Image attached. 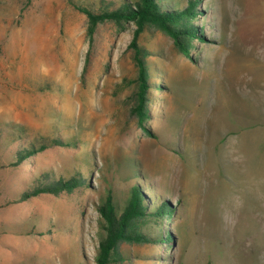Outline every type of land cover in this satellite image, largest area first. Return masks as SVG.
I'll return each instance as SVG.
<instances>
[{"label":"rangeland","instance_id":"374dc122","mask_svg":"<svg viewBox=\"0 0 264 264\" xmlns=\"http://www.w3.org/2000/svg\"><path fill=\"white\" fill-rule=\"evenodd\" d=\"M119 1L0 0V264H97L98 207L111 192L121 212L136 185L149 211L175 209L160 221L171 239L122 243L110 264H264V0H197L192 58L145 28L150 132L132 113L135 23L99 24L90 46L77 8ZM80 175L70 193L20 201L39 180Z\"/></svg>","mask_w":264,"mask_h":264},{"label":"trees","instance_id":"16d2710c","mask_svg":"<svg viewBox=\"0 0 264 264\" xmlns=\"http://www.w3.org/2000/svg\"><path fill=\"white\" fill-rule=\"evenodd\" d=\"M190 4L184 9H164L159 0H121L118 4L104 7L99 12H94L86 7L77 6L88 17L87 34L90 46L94 43L95 33L99 24L105 21H115L119 25L126 22H134L136 25L130 48L134 51L136 66L138 68V91L136 104L132 107V113L137 117L138 124L144 130L146 121L150 118L148 112V93L150 72L139 45V37L148 25H154L169 35L179 51L185 56L192 58L191 48L195 38L203 39L202 29L194 25L192 19L198 13L196 10L197 0H190ZM59 145V140H53L50 144L44 143L39 148L27 147L19 150L18 163L30 159L36 153L42 152L51 145ZM48 174L45 175L47 177ZM85 185L84 176H72L71 178H59L46 181H37L35 185L21 194L20 201H27L41 194L70 193L76 188ZM144 188L136 185L133 187L128 203L119 212L117 203L111 192L99 205L98 211L101 215L102 237L99 242L96 256L97 264H110L116 258L123 257L119 252L122 243H163L171 239L170 232H162V222L165 215H169L171 222L175 216V209L163 202L149 211ZM148 217L159 226L157 234L139 229V219ZM161 223V225H160ZM116 256V257H115Z\"/></svg>","mask_w":264,"mask_h":264},{"label":"bare ground","instance_id":"6f19581e","mask_svg":"<svg viewBox=\"0 0 264 264\" xmlns=\"http://www.w3.org/2000/svg\"><path fill=\"white\" fill-rule=\"evenodd\" d=\"M69 103V102H68ZM85 103V102H84ZM86 105H87V103H86ZM89 105V104H88ZM71 109V108H70ZM73 110V109H72Z\"/></svg>","mask_w":264,"mask_h":264}]
</instances>
